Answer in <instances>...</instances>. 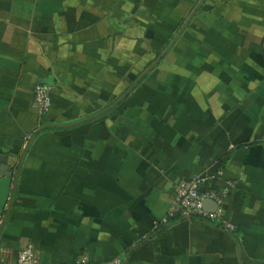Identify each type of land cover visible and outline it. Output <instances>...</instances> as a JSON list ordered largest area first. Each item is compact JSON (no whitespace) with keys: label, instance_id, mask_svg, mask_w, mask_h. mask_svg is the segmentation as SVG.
<instances>
[{"label":"crops","instance_id":"crops-1","mask_svg":"<svg viewBox=\"0 0 264 264\" xmlns=\"http://www.w3.org/2000/svg\"><path fill=\"white\" fill-rule=\"evenodd\" d=\"M127 1L128 6L133 2ZM179 1L162 3L176 4V9L183 5L190 13L185 21L193 12H210L205 20L208 24L203 23L205 34L216 28V17L228 27L243 23L247 30L237 37L240 44H250V49L254 45V65L229 76L251 75L248 81L258 82L256 92H263L264 83L254 75L264 65V0H188L186 6V0ZM99 6L94 7V0H0V155L11 167L7 176L16 183L0 230L2 259L13 264L24 247L32 246L38 260L46 264H69L77 259L96 264L118 259L123 264H264V105L257 101L237 104L240 113L229 115V102L223 111L212 113L210 101H202V95L199 98L188 89L187 95L195 98V103L188 102L191 120L174 114L183 113L186 104L177 109L171 103L165 112L166 125L143 112L167 108L168 97L159 95L164 91L155 89L151 81L155 88L144 89L147 94L139 105H132L133 99L118 102L133 108L122 121L106 122V144L111 152L103 164L114 183L106 187L94 184V176L82 181L74 175L82 167L77 154L84 141L75 129L90 130L85 132L91 136L86 137L91 149L94 133L103 135L94 121L81 123L94 114L95 106L104 104L101 99L94 101L98 88L94 11L112 8ZM42 12L49 15L40 17ZM149 31L155 34L153 29L145 31L147 39ZM209 37L217 39L210 33ZM220 39L215 52L223 60L227 56L219 50ZM233 54L241 61L250 58L240 51ZM160 72L166 75L167 70L160 68ZM41 82L50 89L53 105L49 122L35 130L40 117L34 108L35 87ZM154 95L160 99H151ZM70 133L80 140L78 149L64 144ZM120 140L128 147L120 145ZM47 142L52 146L44 147ZM216 172L223 174L202 184L201 191L221 195L228 181L234 183L221 206L224 218L236 226L234 237L202 219L162 223L176 181ZM57 187L62 190L56 191ZM67 188L74 189L73 198ZM216 210L205 207L209 214Z\"/></svg>","mask_w":264,"mask_h":264},{"label":"rangeland","instance_id":"rangeland-1","mask_svg":"<svg viewBox=\"0 0 264 264\" xmlns=\"http://www.w3.org/2000/svg\"><path fill=\"white\" fill-rule=\"evenodd\" d=\"M132 1L131 5L128 6L127 0H94V7L103 5V9L112 8L109 12L94 11V61L96 60L94 62V78L97 80L96 85L98 87L94 90V101H99V99H101L104 103L103 106L94 107L95 115L103 111L107 103L114 104L119 100L132 87L135 80L147 71V77L141 83L142 85L140 84V86H138L139 89L136 94L135 92L132 93L128 99L134 100L132 105H139L138 102L143 100L145 94H147L144 89L157 87L155 89L163 90L164 92H159L158 94L168 97L166 102L167 108L160 107L156 110H151V108L143 110L147 116L157 123L168 125L166 123L168 117H165V112L168 111V105H171V103L172 106L176 105L177 109L181 107L180 105L183 106L186 104L187 108L183 113L174 114L180 115L182 119L188 118V121L191 120L192 109L188 102L192 101L195 103V98L191 95H187L188 89H190L191 93H197L199 98L200 95H202L200 98L202 101H204V99L210 101L212 113L215 110L217 112L223 111V105L226 102L230 103V109L227 111L230 112L229 115L234 114L236 111L240 113L242 109L239 108V106L236 108V105L243 102V100H245V102L249 101V103L253 100L257 101L258 104L264 105V91L260 93L256 92V87H259V84L256 81H248L251 75L236 78L234 76H229V73L234 74L237 69H244L245 66L247 67L246 69H248L254 65L252 60L254 51L251 50L254 45L251 44L250 49V44L245 42L240 44L241 40L237 37L243 36V32L247 30L246 27L244 28L241 25L243 24L242 22L237 24L238 26L235 25L234 27V25H231L228 27L222 25L223 23H220L222 22L221 19L216 17L218 20L216 28L206 30L205 34L203 23H206V25L208 24L205 20L209 19L207 15H209L210 12L200 11L196 13V15L194 14V17H196H192V20L182 30L186 22L185 20L190 14L188 11L183 10V5H180V7L178 6L179 8L176 9V4L172 5L170 2L162 3V0ZM169 1L173 2L174 0ZM179 2H181V0ZM188 3V0H186L185 6L188 5ZM39 15L42 17L49 15V13L42 12ZM184 15H186L185 19ZM49 19L51 22L52 18H48V20ZM149 29L155 31L153 39L145 38V31ZM214 30L217 32L215 33ZM179 33L178 40L171 46L170 43ZM209 33L211 36H217V39L211 40L212 37H209ZM205 35L206 38H204ZM219 39L223 41L222 47H220L219 50L227 56L223 60L218 57V52H215L217 51L216 48H218ZM211 45L214 49H211ZM169 47L170 49L168 50ZM163 51L166 52H164V57L160 62L154 65L156 60L160 56H163ZM236 51L247 54L250 58L242 61L234 59L233 53ZM256 51L261 53L260 49ZM179 62L182 63L181 65L183 68L180 67L178 64ZM158 68L159 70L160 68L167 70L166 75H161V72L160 75L157 74L159 70L156 71V69ZM254 76H258L260 83H264V65L261 64L260 73H256ZM171 78H173L172 82L170 81ZM223 80L227 85L222 82ZM151 81H154V84L156 83L154 85L155 87L150 86L152 83ZM95 82L94 80V83ZM172 85L175 87L180 86V88L175 89ZM240 88H246L248 91L245 89V91L240 92ZM194 89L196 91H194ZM153 98L155 101L160 99L157 95L152 96L151 99ZM51 105H53L52 100ZM34 108L40 115L39 118L37 117V124L35 123L34 126V129L37 130L39 127L41 128L43 124L49 122V120H47V115L51 112L52 107H50L47 113H43L35 102ZM132 109L130 104H126V102L122 104L121 101V103L116 104L114 110L111 109V111L96 116L97 119L94 121V126L96 125L99 127L98 129L103 131V135L97 134L99 133L97 131L96 134L94 133V148L92 149L89 148L91 147L88 143L90 140L86 138L91 137L90 135H86V132L89 133L90 130H85L82 126L79 127V130H77L78 127L75 129L76 134L79 133L84 137L85 142L81 139V144L83 142L84 148H81L83 145L81 147L80 145L77 146L80 140H76V135L70 133L71 138L67 137L68 139L64 141V144H67L66 146L72 149H78V147H80V149H78L80 151L77 154V159L81 157L79 161L82 164L79 172L77 171L78 174L73 173L75 176L79 175L82 181H89L90 176H94V184H101L102 186L114 183L112 173L109 170H104L103 164L107 162L104 161V159L108 152H111V149L109 150L106 144V132L108 130L106 124L110 120L116 122L122 121L121 119L125 113ZM195 115L194 113V119ZM173 124L170 123L169 125L173 126ZM179 125L180 124H178V126ZM116 126H119V129L123 128L121 123L118 125L116 123ZM46 144L47 145L44 147L52 146L50 142ZM87 145L88 147L85 148ZM120 145H125L123 140H120ZM125 147L128 146L125 145ZM54 148H59V146L56 145ZM198 177H203L205 179L202 183L204 184L218 180L219 172L213 174L206 173L194 178ZM191 179L193 178L176 181L175 186L179 182L185 180L190 181ZM77 188L81 189L79 185ZM58 189L62 190L57 187L56 191ZM73 191L74 189L67 188L66 193L71 194L73 198ZM88 193H90V191H88ZM226 197L227 196H224V199ZM69 203L71 204L70 201ZM64 214L69 215L68 213ZM77 215H79L78 212ZM83 215H85V213ZM222 217V219L228 222L223 216V208ZM230 223L234 225L233 222ZM234 227L236 228L235 225ZM119 260L120 259H118V261ZM115 263H117V260L103 264ZM120 263L123 264V261H120Z\"/></svg>","mask_w":264,"mask_h":264},{"label":"built area","instance_id":"built-area-1","mask_svg":"<svg viewBox=\"0 0 264 264\" xmlns=\"http://www.w3.org/2000/svg\"><path fill=\"white\" fill-rule=\"evenodd\" d=\"M35 102L38 108L43 112L47 113L51 107V93L50 89L45 85H38L35 88ZM223 172H219V177L222 176ZM203 177L193 178L190 181H182L177 183L174 189V198L171 202L168 216L164 218L163 224L167 225L174 221L177 217L193 218L198 216L202 219H208L215 225H221V227L228 233H235L236 228L230 222L222 219V205L224 202V196L227 195L228 190L234 187V183L228 181L227 187L224 194L217 195L215 193H205L201 191V185L204 182ZM207 199L214 200L218 204V209L214 213L205 212V201ZM7 208L3 214H0V230L5 220ZM222 217V218H221ZM1 252V251H0ZM0 264L6 263L0 253ZM13 264H46L38 260L37 255L32 246L24 247L18 254L17 260ZM69 264H96L86 259H77ZM115 264H121L117 261Z\"/></svg>","mask_w":264,"mask_h":264},{"label":"water","instance_id":"water-1","mask_svg":"<svg viewBox=\"0 0 264 264\" xmlns=\"http://www.w3.org/2000/svg\"><path fill=\"white\" fill-rule=\"evenodd\" d=\"M194 13L195 12L191 13L190 17L185 22L182 30L186 27V25L188 24V22L190 21V19L194 15ZM180 33L175 37L173 42L176 41V39L179 37ZM147 37L152 39L154 37V32L149 31L147 33ZM171 46H172V44H171ZM170 47L168 48V50L170 49ZM165 53H163V56ZM10 169H11V167L8 164H6V157L3 155H0V214L4 213L5 207H6L8 201L10 199V196L14 193V190H15L16 183L14 185L12 178L7 176ZM210 206H214L216 209H218V204L214 200L207 199L205 201V207H210ZM8 211H9V208H7V213H8ZM4 222H5V220L3 221V224H4Z\"/></svg>","mask_w":264,"mask_h":264},{"label":"trees","instance_id":"trees-1","mask_svg":"<svg viewBox=\"0 0 264 264\" xmlns=\"http://www.w3.org/2000/svg\"><path fill=\"white\" fill-rule=\"evenodd\" d=\"M176 37V36H175ZM174 40V39H173ZM146 73H148V71L147 72H144L138 79H136L135 80V82L133 83V85H132V87L119 99V100H117L114 104H111V103H109L105 108H104V110L103 111H101V112H99V113H97L96 115L95 114H92V115H90V116H88L86 119H84L83 121H81V123L82 124H86V123H88V122H91V121H95L96 119H97V117L96 116H98V115H101L102 113H106V112H108L109 110L111 111V109H112V107L113 106H115L120 100H128V98H130V95L133 93V92H135L137 89H138V86H140V84L146 79V77H147V74ZM144 77V78H143ZM143 78V79H142ZM142 79V80H141ZM38 85H45L44 83H38L36 86H38ZM111 104V105H110ZM113 110V109H112ZM13 172H15V169H13L12 171H11V176H12V174H13ZM182 219H184V217H177L176 219H174V220H182ZM193 219H202V218H200V217H198V216H195V217H193ZM202 220H204V221H207V222H209L210 224H212V225H215L214 223H212V222H210L208 219H202ZM215 226H217L218 228H221V229H223L222 227H221V225H215ZM228 234H230L232 237H234L235 236V234L234 233H228Z\"/></svg>","mask_w":264,"mask_h":264}]
</instances>
